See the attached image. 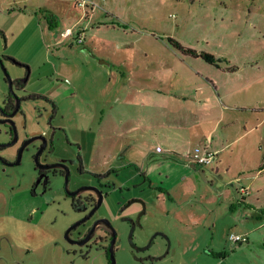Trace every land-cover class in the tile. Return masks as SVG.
Instances as JSON below:
<instances>
[{
	"label": "rangeland",
	"instance_id": "rangeland-1",
	"mask_svg": "<svg viewBox=\"0 0 264 264\" xmlns=\"http://www.w3.org/2000/svg\"><path fill=\"white\" fill-rule=\"evenodd\" d=\"M171 38L215 62L184 53ZM8 74L24 86L11 88ZM140 78L176 86H214L212 79L216 94L245 106L246 129L254 126L240 137L238 124L229 139L240 137L239 151L252 141L264 153V0H0V155L15 161L36 137L19 164L0 160V264H110L114 233L117 264H264V170L239 179L242 156L228 148L219 169L182 161L193 172L173 180L174 195L145 180L142 167L165 152H153L163 144L159 115L142 101L128 104L127 88ZM10 93L20 107L7 117L1 108ZM132 117L139 141L127 149ZM103 118L116 123L119 147L100 139ZM43 137L44 155L67 163L68 181L36 172ZM105 161L115 166L109 174ZM80 188H98L103 206L88 221L98 227L86 245L65 237L90 211L68 207V191ZM135 197L148 204L142 217L136 202L118 207ZM232 231L249 240L234 244Z\"/></svg>",
	"mask_w": 264,
	"mask_h": 264
},
{
	"label": "crops",
	"instance_id": "crops-1",
	"mask_svg": "<svg viewBox=\"0 0 264 264\" xmlns=\"http://www.w3.org/2000/svg\"><path fill=\"white\" fill-rule=\"evenodd\" d=\"M210 81L214 86H210V84L192 86L183 82L177 87L175 83L171 81L166 83L160 78L154 81L148 78H140L131 81L127 88L130 96L129 105L142 101L149 113L153 111L155 115H159L157 120L160 126L159 138L163 144H156L153 152H165V154L163 159L149 164L146 169L142 167V170L145 180L149 181L151 187L163 189L160 191L161 195H164L163 192L174 195L172 191L173 180L193 172V168L189 169L180 163L188 160L187 155L190 151L206 143L218 150L217 160L210 165V168L219 169L223 163L226 150L231 148L233 157L242 156L238 171L239 179H242L243 176L251 180L249 178L251 175L257 177L264 170V153L260 146H256L250 141L242 146L241 151H239L240 147L235 145L238 138L254 130V126L246 129L245 123L247 122L239 118V114L247 111L244 109L245 106L227 102L225 97L228 98L229 96L223 95L220 91L216 94V91L220 89L216 86L215 81L212 79ZM135 95H139L141 98H135ZM147 117L150 118L152 115L147 114ZM238 124H243L245 130L240 137L230 140L231 130L236 128ZM115 125L116 123L113 122L109 124V120L106 118L101 119L99 129L102 136L100 134V139L103 140V143L114 142L115 146L119 147L123 139L116 135L117 127ZM149 129L150 124L146 126L144 131ZM136 130L135 119L132 117L126 129L127 133H132L130 136L132 140L124 143L127 149L134 148L135 143L139 141V137L134 134ZM113 134L115 139H113ZM154 137H158V135ZM158 146L161 147L160 151L157 150ZM125 156H129V154L117 153V157L125 158ZM189 163L192 165L191 167H195L194 163ZM103 164L101 165L103 166L102 171L115 169L112 163L107 167V161ZM254 166L259 167V169L253 170ZM227 170L229 171L230 168ZM202 173L206 174L204 171ZM246 187L249 189L251 184L249 183Z\"/></svg>",
	"mask_w": 264,
	"mask_h": 264
},
{
	"label": "flooded vegetation",
	"instance_id": "flooded-vegetation-1",
	"mask_svg": "<svg viewBox=\"0 0 264 264\" xmlns=\"http://www.w3.org/2000/svg\"><path fill=\"white\" fill-rule=\"evenodd\" d=\"M15 102V100H13ZM13 108H5L2 107L1 110L3 111V113H5L7 115V117H9V114L13 111ZM8 119V118H6ZM44 144V141H42L41 145L38 147V149L36 150V152L41 148V146ZM49 141L47 140V144L45 146V148L42 150L41 154H40V162H41V167L38 166L35 162V170L39 175H49V174H53V175H62L64 177H66L68 175L69 177V169L67 166V163H60V162H53L50 161L48 158V155L45 154V151L47 150V148L49 147ZM2 148L0 147V150ZM36 154V153H35ZM2 156V155H1ZM3 157V156H2ZM77 159L80 161V157H77ZM5 163L8 164V162H14V161H9L6 158L3 157V159L1 160ZM34 161H35V155H34ZM80 170H82V167L80 166ZM112 170H108L106 171L107 174L111 173ZM68 177L66 178L68 181ZM83 188L78 189L77 191L75 190H69L68 191V197L71 198L72 203L68 206V207H74L76 210H80V207H90V211L87 214V216L83 219H81L80 221H78L77 223L73 224L71 227H69V229L66 231L65 237L66 239L72 243V244H77V245H86L87 243H89L90 239L92 238L94 232L96 231L98 224L94 227V225H92V223H88L89 219L92 217V215L94 214V212L98 209V207H103L102 204L100 203L99 199V190L98 188H91L88 191H83ZM75 191V192H73ZM87 193L86 197H85V203H82L84 200V195ZM133 199H142L144 200L142 197H135ZM131 199V200H133ZM129 200V201H131ZM129 201L125 202V203H120L118 205V207H136L133 203L136 202L137 203V207H142V211H141V217L143 214L146 213V207H148L147 202L144 200L143 201H134L132 203H128ZM140 217V219H141ZM133 224L135 225L136 222H133ZM90 236V238L88 239V237ZM113 235L110 236V244L108 245L107 249H106V253L109 259V262L111 264V252H110V248L112 245V240H113ZM87 239V240H86ZM86 240V241H85ZM84 241V242H83Z\"/></svg>",
	"mask_w": 264,
	"mask_h": 264
},
{
	"label": "built area",
	"instance_id": "built-area-1",
	"mask_svg": "<svg viewBox=\"0 0 264 264\" xmlns=\"http://www.w3.org/2000/svg\"><path fill=\"white\" fill-rule=\"evenodd\" d=\"M71 28H68L64 34L69 35L71 33ZM83 37L79 38V42L82 43ZM157 150H161V147H157ZM218 157V150L212 148L210 144L206 143L203 145H200L196 148H194L192 151H190L187 155V158L189 162L197 164V165H212ZM241 191L246 192L247 188L241 187ZM229 239L234 244L238 242H247L249 240L248 236L246 234H241L235 231H232L229 234Z\"/></svg>",
	"mask_w": 264,
	"mask_h": 264
},
{
	"label": "water",
	"instance_id": "water-1",
	"mask_svg": "<svg viewBox=\"0 0 264 264\" xmlns=\"http://www.w3.org/2000/svg\"><path fill=\"white\" fill-rule=\"evenodd\" d=\"M8 78H9V82H10V86L12 88L13 86V80L11 79L10 75L8 74ZM16 104V102H15ZM19 107H20V100L18 101V104L15 105V108L13 109V111L9 114V116L11 115H14L18 110H19ZM6 120H10V118L6 119ZM36 137H32L30 139H27L23 144L22 146L20 147L19 151H18V156H17V159L14 161V162H8V164H19L22 160V155H23V152L26 148V146L31 143ZM43 141H44V144L41 146V148L36 152L35 154V162L38 166H42L41 165V162H40V154L42 152V150L45 148L46 144H47V139L45 137H43ZM5 145V144H3ZM3 157L0 155V160H2ZM68 177V175L66 176V178ZM134 201H143L142 199H133L131 201H129L128 203H132ZM101 202V201H100ZM98 224V221L94 224V227ZM90 238V236L88 237V239ZM115 239H116V233H114V237H113V240H112V245H111V248H110V252H111V264H117L116 263V256H115V251H114V243H115ZM87 240V239H86ZM85 240V241H86ZM84 242V241H83Z\"/></svg>",
	"mask_w": 264,
	"mask_h": 264
},
{
	"label": "trees",
	"instance_id": "trees-1",
	"mask_svg": "<svg viewBox=\"0 0 264 264\" xmlns=\"http://www.w3.org/2000/svg\"><path fill=\"white\" fill-rule=\"evenodd\" d=\"M170 43L176 47L177 49L183 51L184 53H190V54H193L195 56H201L203 58H205L207 61L211 62V63H214L215 62V58L214 56H212V54L210 53H206V52H197L195 49H192L190 47H186L184 46L182 43H180L179 41L177 40H174V39H169ZM232 70H235V68H232ZM18 82L19 84H21L22 86H24L25 82L24 81H21V80H13V84ZM34 96V95H33ZM13 97L11 95V93L9 94V97L7 99V102L5 104V108H15V102L13 101ZM12 109V110H13ZM12 131V130H11ZM0 147L3 148L4 145L3 144H0ZM160 190L163 191V189L159 188ZM261 213L264 215V209H262Z\"/></svg>",
	"mask_w": 264,
	"mask_h": 264
}]
</instances>
